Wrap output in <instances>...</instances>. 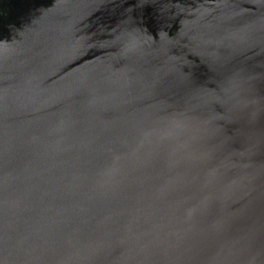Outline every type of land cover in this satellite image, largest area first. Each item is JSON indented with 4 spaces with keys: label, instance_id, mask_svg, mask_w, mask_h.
I'll list each match as a JSON object with an SVG mask.
<instances>
[{
    "label": "water",
    "instance_id": "95a60500",
    "mask_svg": "<svg viewBox=\"0 0 264 264\" xmlns=\"http://www.w3.org/2000/svg\"><path fill=\"white\" fill-rule=\"evenodd\" d=\"M49 1L0 36V264H264V0Z\"/></svg>",
    "mask_w": 264,
    "mask_h": 264
},
{
    "label": "flooded vegetation",
    "instance_id": "af4514ba",
    "mask_svg": "<svg viewBox=\"0 0 264 264\" xmlns=\"http://www.w3.org/2000/svg\"><path fill=\"white\" fill-rule=\"evenodd\" d=\"M45 0H0V36L8 35L21 25L22 15L42 7ZM51 1V0H50ZM50 1L48 4H50Z\"/></svg>",
    "mask_w": 264,
    "mask_h": 264
},
{
    "label": "bare ground",
    "instance_id": "6f19581e",
    "mask_svg": "<svg viewBox=\"0 0 264 264\" xmlns=\"http://www.w3.org/2000/svg\"><path fill=\"white\" fill-rule=\"evenodd\" d=\"M41 8V7H40Z\"/></svg>",
    "mask_w": 264,
    "mask_h": 264
}]
</instances>
